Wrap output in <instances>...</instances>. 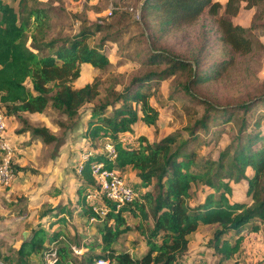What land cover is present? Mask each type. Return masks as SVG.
Masks as SVG:
<instances>
[{"label":"trees","instance_id":"obj_1","mask_svg":"<svg viewBox=\"0 0 264 264\" xmlns=\"http://www.w3.org/2000/svg\"><path fill=\"white\" fill-rule=\"evenodd\" d=\"M12 1L18 2L17 10L0 0V108L7 116L19 117L41 114L50 107L76 126L79 110L96 102L93 115L83 125L85 157L78 162V174L74 173L79 183L75 207L80 219L95 218L101 224L97 228L99 243L86 242L80 256L70 248H80L76 236L65 238L61 230L49 233L37 227L19 246L16 264H27L33 255H49L52 251V264H90L99 258L109 264H174L186 256L188 236L200 226H215L207 243L217 256V264H239L234 256L240 250L243 233L257 234L264 226V86L243 100L223 105L196 93V88L224 75L233 65L230 55L243 57L257 48L251 34L256 27L235 26L231 18L237 15L241 2L244 8L256 9L264 16V0H225L223 5L215 0H139V21L133 25L141 26L148 46L135 58L148 70L133 76L120 91L109 88L103 98L99 79L80 88H73L72 83L79 78L82 65L98 71L110 67L102 47L107 42L117 43L123 29L113 23L82 24L69 38H51L47 36L51 8L29 7L25 0ZM117 14L123 20L126 12L113 9L109 16ZM202 16L217 17L212 40L229 56L228 60L202 64L206 45L193 52L189 60L155 45L162 36L192 26ZM96 34L99 36L93 42ZM176 72L185 74L186 79L173 93L202 106L203 113L184 130L186 134L173 132L150 143L145 136L134 134L133 126L138 120L146 126L156 125L158 111L150 103L153 86ZM25 124L22 134L28 132L44 144L56 140L45 128ZM223 133H227L228 143L214 157L216 142ZM125 134L131 136L128 144L124 143ZM105 144L112 146L114 157L106 152ZM200 147L206 151L201 153ZM93 164L120 175L129 168L138 180L133 199L118 209L115 203L101 199L106 209L102 217L87 204L89 194L98 190L91 171ZM242 181L250 202L230 201V184ZM196 186L207 192L201 202L190 206ZM66 212L70 213V207H58L51 216L55 219L51 225L63 222ZM130 219L136 220L134 228L146 246L137 259L114 248L118 238L132 229L127 224Z\"/></svg>","mask_w":264,"mask_h":264},{"label":"rangeland","instance_id":"obj_2","mask_svg":"<svg viewBox=\"0 0 264 264\" xmlns=\"http://www.w3.org/2000/svg\"><path fill=\"white\" fill-rule=\"evenodd\" d=\"M215 1L221 5L225 3V0ZM4 2L17 10V1L4 0ZM25 2L29 7L51 8L50 26L47 32V36L51 38H69L79 31L82 24L88 26L96 23H113L116 28L123 29L117 43L107 42L102 47V51L111 62L110 67L104 71H98L88 65L80 66L79 78L72 83L73 88H80L96 78L101 82L99 92L100 97L103 98L109 88L116 92L120 91L133 76H141L148 70L135 58L137 52L148 46L146 33L140 25H133V22L139 21V0H25ZM113 9L118 13L126 12L124 19H120V14L110 18L109 12ZM219 13L221 14L222 10ZM216 19L217 17L202 16L194 25L162 36L155 45L174 56L188 60L191 59L193 52L206 45L201 54L202 64L228 60L229 56L222 52L218 43H213L212 40L216 34L213 29ZM231 22L242 28L255 26L251 34L257 48L252 54L243 57L230 55V58H233V65L224 75L205 86L196 88V93H200L217 105L227 102L236 103L248 95L255 94L264 86V16L256 9L244 8V3L241 2L240 10L235 17L231 18ZM30 33L31 30L28 35ZM98 36L96 34L93 37V42H96ZM29 43L28 40L27 45ZM163 68L164 66L160 67V69ZM185 79V74L176 72L173 76L160 81L157 86H153L150 103L158 111V120L155 126H146L139 120L136 121L133 126L134 134L145 136L150 143L158 142L173 132L186 134L184 130L201 116L203 107L192 103L179 93H173L174 90L181 89ZM94 103L86 104L79 110L76 126L50 107L41 114L25 113L19 117L7 116L4 108H0V112L4 113L0 114L5 120V130L0 134V138L6 139L12 146L11 161L14 165L13 172H15L10 186H0V192L10 195L6 199L7 208L1 213H4L7 218L14 213V224L18 226L17 229L15 227H8V229L26 236L27 232L39 226L50 230L48 216L55 213L58 207H70V213L66 212L63 220V226L67 227L63 230L65 238L76 236L80 240V250H77L75 246L72 247L76 249V253H73L75 256L85 252V242L97 244L100 240L97 228L101 224L90 219L88 221L85 218L80 219L75 207L79 183L75 180L74 173L78 174V162L85 157V153L82 152L84 142L82 130L85 119L93 115ZM258 109L261 110L262 107ZM24 124L45 128L56 140L50 144H44L40 138L32 137L28 132L22 134L20 131L25 127ZM130 140V134H125L124 143L128 144ZM30 142H32L31 145H29ZM227 143L228 135L223 133L216 142L214 157ZM205 151L204 147H200L201 153ZM125 180L127 182L129 179ZM129 185L133 191L137 190L134 183L131 182ZM230 186L232 189L230 201L250 202V198L245 194V182L231 183ZM206 192L205 188L194 187L189 205L194 206L201 202ZM94 203V200L88 196L87 204ZM127 224L132 229L118 238L114 248L126 251L133 259L139 258L146 251L144 238L134 228L136 220L130 219ZM214 230L215 226H200L190 234L188 253L182 258L191 264H217V256L207 243L212 239ZM243 234L244 239L234 259L239 264H264V226L257 234ZM0 259L6 264H16L15 256L9 255L6 258L0 256ZM49 259L48 254H35L27 264H43Z\"/></svg>","mask_w":264,"mask_h":264},{"label":"built area","instance_id":"obj_3","mask_svg":"<svg viewBox=\"0 0 264 264\" xmlns=\"http://www.w3.org/2000/svg\"><path fill=\"white\" fill-rule=\"evenodd\" d=\"M110 15V12H109ZM4 117L0 114V134L5 130ZM104 149L108 152L111 157H114L113 149L110 144H105ZM11 155H12V146L6 141V139L0 138V186H10L14 180V172L11 168ZM92 175L98 184V190L92 191L89 194V197L94 200L92 204L93 212L102 217L106 212L105 207L100 202L101 199H107L116 204V209L121 205L130 202L135 191L132 187L125 182L122 176L116 170L108 171L101 167V165L93 164L91 166ZM97 202V203H96ZM90 221H96L95 218H90ZM76 249L72 248L73 253H76ZM49 261L46 264H52L55 258V252L52 251ZM51 258L53 260H51ZM0 264H6L2 259H0ZM90 264H109L106 259H96ZM174 264H191L183 258L175 261Z\"/></svg>","mask_w":264,"mask_h":264},{"label":"crops","instance_id":"obj_4","mask_svg":"<svg viewBox=\"0 0 264 264\" xmlns=\"http://www.w3.org/2000/svg\"><path fill=\"white\" fill-rule=\"evenodd\" d=\"M121 175L124 178V180L129 179L127 182L125 180V182L127 184L132 182L136 185L138 183V180H136L134 177V172L131 171L129 168L126 169ZM9 196H10L9 194H4L3 192H0V256L3 258L8 257L9 255L16 257V252L19 249V246L21 245V243L24 240H26L29 237V235L31 234V231H32L31 230L30 232H27V236H26L23 233H17L12 229H8V227L9 228L15 227L16 229L18 227L14 224V221H15L14 213H12L11 216L8 218L4 215V213H1L2 210H6V208H7L6 207V205H7L6 199H8ZM65 208H68V207H65ZM76 212H77V209H76ZM53 213H51L47 218V221H49L50 225H51L52 220H55V219L51 218ZM50 225L48 226V227H50V230H46V228L43 226H41V227L44 228L49 233L54 232V231H58V230H61L62 232H64L63 229L67 227V226L66 227L63 226L64 225L63 222L55 223L52 226H50ZM73 246L74 245H71L70 248L72 249ZM76 249L80 250V248H76ZM188 249H189V246H188ZM187 253H188V250L186 252V255H187ZM135 259H137V258H135Z\"/></svg>","mask_w":264,"mask_h":264}]
</instances>
